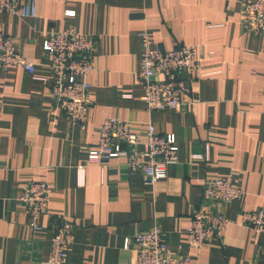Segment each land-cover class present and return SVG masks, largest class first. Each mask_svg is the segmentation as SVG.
Here are the masks:
<instances>
[{
	"label": "crops",
	"instance_id": "obj_1",
	"mask_svg": "<svg viewBox=\"0 0 264 264\" xmlns=\"http://www.w3.org/2000/svg\"><path fill=\"white\" fill-rule=\"evenodd\" d=\"M35 18L0 15V31L36 64L0 69V264H49L54 221L70 231L65 264H132L126 240L158 225L173 255L193 264H264V232L241 223L264 214V34L242 24L241 0H34ZM69 27L97 40L91 105L73 123L51 96L43 42ZM152 47L194 46L205 58L185 74L190 95L180 110L149 111L142 100L139 33ZM109 117L131 124L142 151L149 124L179 146V162L155 186L124 160L92 163L99 128ZM231 176L243 190L230 203L203 201V185ZM52 193L40 230L19 201L27 184ZM205 205L229 226L206 248L187 240L193 213Z\"/></svg>",
	"mask_w": 264,
	"mask_h": 264
},
{
	"label": "built area",
	"instance_id": "obj_2",
	"mask_svg": "<svg viewBox=\"0 0 264 264\" xmlns=\"http://www.w3.org/2000/svg\"><path fill=\"white\" fill-rule=\"evenodd\" d=\"M242 24L246 31L264 34V0H241ZM35 18L37 7L34 0H0V15ZM142 45L141 70L137 74L143 90L142 100L149 111L165 109L180 110L182 97L191 94L185 74L200 68L203 55L194 46H180L172 51L152 47V38L147 31L139 33ZM49 56L51 96L71 122L84 124L91 105L92 89L88 77L96 71L95 57L97 40L84 37L76 28L69 27L53 34L43 42ZM20 66L34 76L36 64L20 53L15 40L0 31V69ZM138 136L131 124L116 117L107 118L99 128L98 145L90 151L91 162L103 164L112 159L124 160L131 173L142 176L145 186L153 187L168 175L169 167L179 162V146L169 137L158 133L151 124L142 151L137 150ZM51 186L44 181H35L24 188L20 202L26 207L31 226L40 230L42 215L49 213ZM243 196V190L231 176L209 180L203 185L204 203L230 204ZM241 223L264 232L262 211L241 214ZM230 220L220 211L204 204L193 213L187 240L195 250L209 246L229 226ZM49 264H65L69 255L70 231L64 222L54 221ZM134 249L132 264H193L189 255H173L162 240V231L155 225L148 231L135 234L126 240V248Z\"/></svg>",
	"mask_w": 264,
	"mask_h": 264
}]
</instances>
